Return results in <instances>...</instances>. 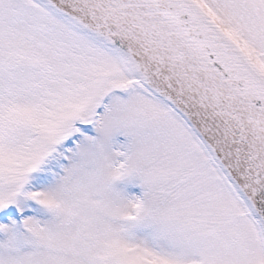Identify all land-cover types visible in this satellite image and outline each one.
<instances>
[{
	"label": "snow or ice",
	"instance_id": "6c2138e0",
	"mask_svg": "<svg viewBox=\"0 0 264 264\" xmlns=\"http://www.w3.org/2000/svg\"><path fill=\"white\" fill-rule=\"evenodd\" d=\"M0 264H264V0H0Z\"/></svg>",
	"mask_w": 264,
	"mask_h": 264
}]
</instances>
